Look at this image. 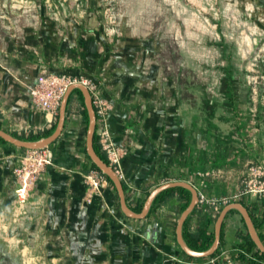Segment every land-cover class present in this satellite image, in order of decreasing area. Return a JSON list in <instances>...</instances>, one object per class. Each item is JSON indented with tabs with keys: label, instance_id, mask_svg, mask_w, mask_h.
Returning a JSON list of instances; mask_svg holds the SVG:
<instances>
[{
	"label": "crops",
	"instance_id": "crops-1",
	"mask_svg": "<svg viewBox=\"0 0 264 264\" xmlns=\"http://www.w3.org/2000/svg\"><path fill=\"white\" fill-rule=\"evenodd\" d=\"M44 70L56 71L45 68L18 77L0 67L2 128L19 133L48 128L55 121L54 115L32 98L31 86ZM157 71V64L124 62L123 69L98 81L115 104L108 114L113 137L129 148L121 160L128 203L131 206L145 201L156 185L175 179L191 181L210 197L234 195L239 190L244 166L252 161L264 163V106L260 107L256 125L236 119L229 132L224 133L217 121H200L196 113L186 120L184 107L167 106L171 96H159L147 86ZM80 104L75 92L64 129L54 142L55 163L44 170L25 203L33 214L27 216L28 227L38 224V235L44 241L71 242L74 253L88 257L89 264H207L209 256L190 255L177 240L176 227L185 202L178 188L164 193L142 218L124 213L118 191L110 181L94 193L91 202L86 200L85 175L92 168L85 151L87 128ZM242 108L241 104L231 106L229 116L236 117ZM251 128L257 132H251ZM5 143L0 140L1 201L6 194L16 195L17 183L11 173L20 147L23 148L10 141ZM198 170L211 173L200 175ZM255 197L236 200L258 213L264 198ZM217 216L196 206L186 218L187 232L205 230V235L210 236L215 232ZM224 220L220 249H228L235 258L242 249L240 243L247 239V227L238 212H228Z\"/></svg>",
	"mask_w": 264,
	"mask_h": 264
},
{
	"label": "rangeland",
	"instance_id": "rangeland-1",
	"mask_svg": "<svg viewBox=\"0 0 264 264\" xmlns=\"http://www.w3.org/2000/svg\"><path fill=\"white\" fill-rule=\"evenodd\" d=\"M124 62L157 64L147 86L170 95L167 106L184 107L186 120L196 113L200 121H217L224 133L236 119L253 127L264 106V0H0V67L15 76L52 68L100 81ZM235 104L244 108L229 116ZM49 147L55 163V145ZM20 148L11 173L16 188L23 178L18 168L33 156L30 148ZM258 163L244 166L236 193ZM29 194L25 200L17 192L0 200V248L16 253L23 264H89L71 242L44 241L38 224L28 227ZM243 196L251 195L238 198Z\"/></svg>",
	"mask_w": 264,
	"mask_h": 264
},
{
	"label": "built area",
	"instance_id": "built-area-1",
	"mask_svg": "<svg viewBox=\"0 0 264 264\" xmlns=\"http://www.w3.org/2000/svg\"><path fill=\"white\" fill-rule=\"evenodd\" d=\"M85 82L92 94L94 107L97 114L96 132L99 134L102 148L108 155L109 163L114 166L119 176H125L122 167V157L128 153L129 148L127 144H119L115 141L113 133L108 122V114L114 108V101L104 94L97 80L89 78H71L60 75L56 71L44 70L41 71L35 83L31 86V93L33 101L54 116L59 112L61 99L68 87L73 81ZM33 156L30 160L25 161L22 168H18L19 173L23 172V178L20 180L16 188V192L21 200H25L29 191L41 171L48 165L54 163V151L49 145L39 148H30ZM198 174L203 175L211 173L208 170H198ZM89 188L86 195V200L91 202L95 192L100 191L103 184L109 182L106 175L95 168H92L86 174ZM244 188L232 196L223 198H214L207 195L202 189L198 188L199 201L197 206L200 209L210 212L215 216L219 214L222 207L231 200L243 193L254 195L256 197L264 198V163L252 164L249 168L248 175L244 179ZM264 262V259H261ZM207 264H238L234 256L228 249H220L215 255L209 256ZM255 264V263H254Z\"/></svg>",
	"mask_w": 264,
	"mask_h": 264
},
{
	"label": "water",
	"instance_id": "water-1",
	"mask_svg": "<svg viewBox=\"0 0 264 264\" xmlns=\"http://www.w3.org/2000/svg\"><path fill=\"white\" fill-rule=\"evenodd\" d=\"M75 88H79L83 92L85 105H86V108L88 110V115H89V122H88L87 133H86L87 153L89 154L91 159L98 165V167L104 173L110 176L112 180L114 181V184L118 191L121 208L125 214L129 216H133V217H140V218L145 217L149 213L155 197L162 190L169 188V187H174V186H184L191 191V199L188 205L182 210L180 214L177 227H176V232H177V240L179 244L188 254L197 256V257H204V256H209L213 254L218 249L220 242H221L222 225H223V222H224V219L227 213L229 212L231 208H236L241 212L242 216L245 219V222L248 227V231L252 239L255 241L258 248L264 252V240L262 239L259 233V230L256 227V224L254 222V219L251 215V212L248 206L241 200H231L222 207L215 221L214 240L208 248L202 249V250L192 248L187 243L184 237L183 227H184L186 218L193 211V209L197 206V203L199 201V191H198L197 186H195L191 181L186 180V179L168 180V181H165V182H162L156 185L154 188L150 190L149 194L147 195L142 209L140 211L134 210L127 201L124 182L122 178L119 176L114 166L110 164L109 162H107L98 153V151L96 150L94 146V135L96 132L97 114H96V110L94 107L91 91L88 85L83 81H79V80L73 81L68 85L61 99V102H60L57 125L55 129L53 130V132H51L50 134L42 136L37 139H24L0 127V136H2L6 140L18 146H23L26 148H39V147H45L47 145H50L54 140H56L60 136V134L62 133L64 129L65 121H66V114H67L68 100H69L70 94Z\"/></svg>",
	"mask_w": 264,
	"mask_h": 264
},
{
	"label": "trees",
	"instance_id": "trees-1",
	"mask_svg": "<svg viewBox=\"0 0 264 264\" xmlns=\"http://www.w3.org/2000/svg\"><path fill=\"white\" fill-rule=\"evenodd\" d=\"M74 92H76L79 95V98L81 99L82 110H83V113H84V116H85V119H86V128H87L88 127V122H89V115H88V110H87L86 105H85L84 95H83V92L81 91V89L75 88L72 91V93L70 94V97H69V100H68L67 112L69 111L70 99H71V96H72V94ZM58 116H59V113L57 114L55 121L52 123V125L50 127L45 128V129H42V130H39L38 132H31L28 135L27 134H24V133H18L16 131H13L12 133L14 135L19 136V137L24 138V139H37V138H40L42 136L48 135L51 132H53V130L55 129V127L57 125ZM0 127H1V123H0ZM0 140H3L5 142H8V140H6L5 138H3L2 136H0ZM56 140H54L52 143L54 144V142H56ZM94 146H95L96 150L98 151V153L107 162H109L108 155L105 152V150L102 148V145H101V142H100V137H99V134L97 132H95V135H94ZM23 148H26V147H23ZM85 151H86V154H87L88 158L91 161V168H95V169H98V170L102 171L98 167V165L91 159V157L87 153L86 147H85ZM104 174L106 175V177L108 178V180L116 188V186H115L114 181L112 180V178L110 176H108L106 173H104ZM124 187H126L125 183H124ZM175 188H178L180 190V193L184 196L185 202L183 204V208H185L188 205V203L190 202V199H191V191L188 188L184 187V186H174V187H169V188H166V189L162 190L155 197V199H154V201L152 203L151 209L154 207L155 203L159 200V198L164 193H166V192H168V191H170L172 189H175ZM143 204H144V200L142 202H140L139 204H137V205H131V206H132V208L134 210L140 211L142 209V207H143ZM229 212H240V211L238 209H236V208H231L229 210ZM250 212H251V215H252V217L254 219V222L256 224V227L258 228L259 233H260L262 239L264 240V205H263V208L260 209V212L257 213V212H255L254 210H251V209H250ZM209 219H211V216H209ZM242 220L244 221V223H245V225L247 227V224H246L245 219H244L243 216H242ZM185 223H186V220H185ZM185 223H184V227H183L184 237H185L187 243L192 248L198 249V250H202V249L208 248L211 245V243L213 242L214 237H215V232L214 231L211 233L210 236H206L205 235V230H202L199 233H193V234L192 233H188L187 232V229H186ZM224 225H225V220H224L223 225H222L221 239H222L223 233H224ZM240 246H241L242 249L240 251H238L237 252V255L235 256V258L237 259V261H239L240 264H242L245 261H248V259H249V264H254V263L255 264H264V262L261 261V259H264V252L261 251L258 248L257 244L252 239V237H251V235H250V233L248 231V227H247V239L244 242H241L240 243ZM219 250H220V245H219L218 249L213 254H211L209 256L215 255L217 252H219Z\"/></svg>",
	"mask_w": 264,
	"mask_h": 264
},
{
	"label": "flooded vegetation",
	"instance_id": "flooded-vegetation-1",
	"mask_svg": "<svg viewBox=\"0 0 264 264\" xmlns=\"http://www.w3.org/2000/svg\"><path fill=\"white\" fill-rule=\"evenodd\" d=\"M0 264H23L18 255L6 248H0Z\"/></svg>",
	"mask_w": 264,
	"mask_h": 264
}]
</instances>
